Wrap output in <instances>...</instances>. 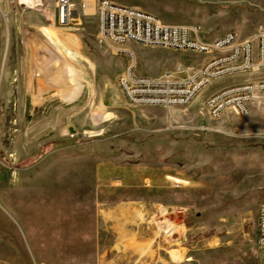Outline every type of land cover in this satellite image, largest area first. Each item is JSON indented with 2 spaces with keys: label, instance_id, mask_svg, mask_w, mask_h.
<instances>
[{
  "label": "rangeland",
  "instance_id": "374dc122",
  "mask_svg": "<svg viewBox=\"0 0 264 264\" xmlns=\"http://www.w3.org/2000/svg\"><path fill=\"white\" fill-rule=\"evenodd\" d=\"M88 1L62 25L57 0H0V264H259L264 109L214 119L203 102L264 74L221 79L184 108L134 107L129 70L187 78L210 58L112 44ZM112 1L208 39L264 29V0Z\"/></svg>",
  "mask_w": 264,
  "mask_h": 264
},
{
  "label": "built area",
  "instance_id": "2783aa9c",
  "mask_svg": "<svg viewBox=\"0 0 264 264\" xmlns=\"http://www.w3.org/2000/svg\"><path fill=\"white\" fill-rule=\"evenodd\" d=\"M93 7L100 38L116 45L136 43L148 47L189 51L206 54L210 59L187 78L177 73L160 77L137 76L129 70L119 78V86L134 107L159 105L184 108L191 104L207 87L232 76L264 74V29L259 28L245 39L229 32L208 39L198 25L166 24L156 15L138 8H128L112 0L82 3V9ZM73 0H57L56 11L60 24L69 22ZM202 39V48L192 47V39ZM182 72V71H180ZM206 113L214 119L226 112L240 117L251 108L264 109V75L224 86L210 93L203 102ZM256 248L259 264H264V201L257 206Z\"/></svg>",
  "mask_w": 264,
  "mask_h": 264
},
{
  "label": "bare ground",
  "instance_id": "6f19581e",
  "mask_svg": "<svg viewBox=\"0 0 264 264\" xmlns=\"http://www.w3.org/2000/svg\"><path fill=\"white\" fill-rule=\"evenodd\" d=\"M41 5H42V0H26V6H28V7L34 8V7H38V6L40 7ZM126 7L132 8V7H129V6H126ZM90 9L94 11L93 7L89 8V10ZM44 31L49 35L52 44H55V45H58L59 44V40H58L57 34H56V32H55L54 29H49V30L46 29ZM192 45H193L194 48H202V42L199 41V40L197 41V43L192 44ZM67 56L69 58L72 57L69 52L67 53ZM169 179L172 180V181H174L176 184H187V182L182 181L180 179H175V178H171V177H169Z\"/></svg>",
  "mask_w": 264,
  "mask_h": 264
},
{
  "label": "crops",
  "instance_id": "0c3cea01",
  "mask_svg": "<svg viewBox=\"0 0 264 264\" xmlns=\"http://www.w3.org/2000/svg\"><path fill=\"white\" fill-rule=\"evenodd\" d=\"M248 37V36H247ZM247 37H241L240 39H245V38H247Z\"/></svg>",
  "mask_w": 264,
  "mask_h": 264
}]
</instances>
